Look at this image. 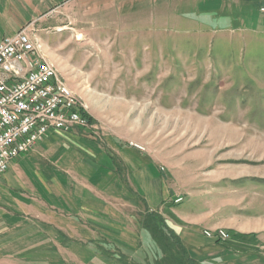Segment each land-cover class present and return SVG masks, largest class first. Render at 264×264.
I'll list each match as a JSON object with an SVG mask.
<instances>
[{
  "label": "rangeland",
  "instance_id": "rangeland-1",
  "mask_svg": "<svg viewBox=\"0 0 264 264\" xmlns=\"http://www.w3.org/2000/svg\"><path fill=\"white\" fill-rule=\"evenodd\" d=\"M98 1L107 0L21 29L86 108L94 136L152 161L184 192L177 209L202 213L230 189L237 200L247 194L236 215L264 218V12L191 6L179 18L125 8L78 17ZM219 230L231 239L228 229L207 231ZM162 250L170 264H186L175 241Z\"/></svg>",
  "mask_w": 264,
  "mask_h": 264
},
{
  "label": "crops",
  "instance_id": "crops-1",
  "mask_svg": "<svg viewBox=\"0 0 264 264\" xmlns=\"http://www.w3.org/2000/svg\"><path fill=\"white\" fill-rule=\"evenodd\" d=\"M77 3L83 0H0V42ZM191 6L264 12V0H107L80 7L78 17L108 9L118 17L125 8L179 18ZM92 131L50 132L0 176V264H167L160 240L142 224L147 213L164 218L191 264H264V218L235 213L247 194L237 200L225 189L202 213L177 209L184 192H173L152 161ZM220 228L229 241L205 235Z\"/></svg>",
  "mask_w": 264,
  "mask_h": 264
},
{
  "label": "built area",
  "instance_id": "built-area-1",
  "mask_svg": "<svg viewBox=\"0 0 264 264\" xmlns=\"http://www.w3.org/2000/svg\"><path fill=\"white\" fill-rule=\"evenodd\" d=\"M39 47L29 27L0 42V176L50 132L97 129L85 115L86 108L76 102L72 91L64 90L57 74L40 57ZM205 235L230 240L220 230L205 231Z\"/></svg>",
  "mask_w": 264,
  "mask_h": 264
},
{
  "label": "trees",
  "instance_id": "trees-1",
  "mask_svg": "<svg viewBox=\"0 0 264 264\" xmlns=\"http://www.w3.org/2000/svg\"><path fill=\"white\" fill-rule=\"evenodd\" d=\"M85 115L88 117L91 123H93L92 118L85 113ZM94 124V123H93ZM143 226L145 229L151 232V234L156 237V239L160 240L161 247L164 249L166 247V240L170 239L172 241H175L177 244V247L179 248V253L185 257L186 264H191L190 260L188 258V255L186 254V250L182 246L181 242L176 239L175 234L170 230V228L166 225V222L164 218L161 215L154 214V213H147L143 217ZM163 252V250H162ZM164 253V252H163ZM166 254V253H165ZM164 254V255H165ZM166 256V261L168 264H170L169 257Z\"/></svg>",
  "mask_w": 264,
  "mask_h": 264
},
{
  "label": "bare ground",
  "instance_id": "bare-ground-1",
  "mask_svg": "<svg viewBox=\"0 0 264 264\" xmlns=\"http://www.w3.org/2000/svg\"><path fill=\"white\" fill-rule=\"evenodd\" d=\"M43 58H44V57H43ZM44 62L47 63V65L49 66V68H51L52 72H55V74H57V77H59V75H58L56 69H55L52 65H50L47 61H44ZM59 80L62 81V86H63L64 90L71 91L70 88L67 86V84L65 83L64 80H62L61 78H59ZM74 98H75L76 102H78V104H79L80 106H83V105L79 102V100L76 98L75 95H74ZM223 232H224V230H223Z\"/></svg>",
  "mask_w": 264,
  "mask_h": 264
}]
</instances>
